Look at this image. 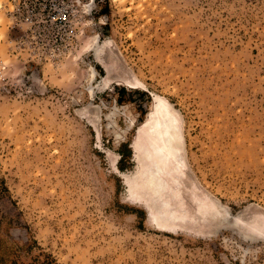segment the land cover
Segmentation results:
<instances>
[{"label": "rangeland", "instance_id": "1", "mask_svg": "<svg viewBox=\"0 0 264 264\" xmlns=\"http://www.w3.org/2000/svg\"><path fill=\"white\" fill-rule=\"evenodd\" d=\"M64 1L51 30L0 0V264H264V0ZM154 94L184 181H151Z\"/></svg>", "mask_w": 264, "mask_h": 264}, {"label": "bare ground", "instance_id": "2", "mask_svg": "<svg viewBox=\"0 0 264 264\" xmlns=\"http://www.w3.org/2000/svg\"><path fill=\"white\" fill-rule=\"evenodd\" d=\"M155 101L154 105L151 109L150 116L147 119L146 123L143 124H149V132H155L158 131L161 136H164V141L162 142V148H164L163 157L167 160V162L164 163V165L154 168L152 170L151 175V181L157 185L158 181H162L161 177V171L165 168L166 171L170 172L171 174H176L178 178L185 180L183 169L186 170L184 167L185 163L182 158V137H181V131L180 126L178 122L177 115L175 114L174 108L171 105V103L163 96L154 94ZM152 120V121H151ZM149 122V123H148ZM152 122V123H151ZM159 123H163L162 127H158ZM140 129L138 133L140 134ZM136 143L133 145V147H138L137 140L135 139ZM136 157H138V151H136L135 154ZM164 173V172H163ZM167 173V172H166ZM138 175L141 174V169L137 173ZM132 183V178L130 176H125L126 183L129 186V190L132 192V194L136 197V202L141 204L145 210L148 212V218L151 222H153L155 225L159 226L164 231L167 232H174L173 228H170L162 223L160 220L157 211L149 207L144 198L143 193H141L140 187L143 182L141 178V175L137 177ZM170 178V176H169ZM172 178V177H171ZM177 178V180H179ZM175 179V177H174ZM193 183V182H192ZM197 184V183H196ZM191 185V184H190ZM192 186V185H191Z\"/></svg>", "mask_w": 264, "mask_h": 264}, {"label": "built area", "instance_id": "3", "mask_svg": "<svg viewBox=\"0 0 264 264\" xmlns=\"http://www.w3.org/2000/svg\"><path fill=\"white\" fill-rule=\"evenodd\" d=\"M7 9L14 21H24L51 30L70 20L72 8L64 0H7Z\"/></svg>", "mask_w": 264, "mask_h": 264}, {"label": "trees", "instance_id": "4", "mask_svg": "<svg viewBox=\"0 0 264 264\" xmlns=\"http://www.w3.org/2000/svg\"><path fill=\"white\" fill-rule=\"evenodd\" d=\"M119 91H124V88L121 87ZM121 98V95L119 96V99ZM121 147H123L125 150L124 151H120V158L117 161L118 167L119 169H122L123 167V163L128 160V157L130 155V151L129 149H127L126 144H121Z\"/></svg>", "mask_w": 264, "mask_h": 264}]
</instances>
